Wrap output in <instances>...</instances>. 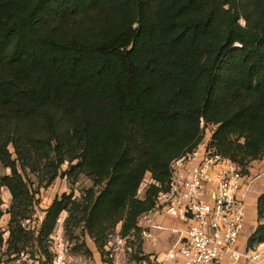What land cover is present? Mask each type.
Here are the masks:
<instances>
[{
	"label": "trees",
	"instance_id": "16d2710c",
	"mask_svg": "<svg viewBox=\"0 0 264 264\" xmlns=\"http://www.w3.org/2000/svg\"><path fill=\"white\" fill-rule=\"evenodd\" d=\"M202 122L245 175L264 159V0H0L10 255L46 249L66 212V225L83 223L97 244L118 228L135 236L138 257V219L167 189L171 162L200 141ZM28 172L45 187L84 174L100 190L55 199L37 236L25 225L35 206ZM256 213L249 250L264 244V191ZM4 236L0 228V264Z\"/></svg>",
	"mask_w": 264,
	"mask_h": 264
},
{
	"label": "built area",
	"instance_id": "2783aa9c",
	"mask_svg": "<svg viewBox=\"0 0 264 264\" xmlns=\"http://www.w3.org/2000/svg\"><path fill=\"white\" fill-rule=\"evenodd\" d=\"M215 129L202 122L200 141L171 162L167 189L159 193L154 207L138 219L140 239L156 248L163 234L178 233L160 223V218L178 219L187 225V230L168 251L170 260L180 259V264H264V250L256 249L260 245L249 250L242 243L253 180L239 164L212 147ZM118 240L123 245L128 241ZM129 240L134 242L135 236ZM139 257V262L147 264L143 251ZM56 264H65L64 259L60 257Z\"/></svg>",
	"mask_w": 264,
	"mask_h": 264
},
{
	"label": "rangeland",
	"instance_id": "374dc122",
	"mask_svg": "<svg viewBox=\"0 0 264 264\" xmlns=\"http://www.w3.org/2000/svg\"><path fill=\"white\" fill-rule=\"evenodd\" d=\"M206 133H203L205 136ZM250 167L254 168V163ZM67 170V165L63 166V171ZM10 170L0 166V177L10 175ZM24 179L27 181L29 187L35 194V206L31 219L25 222V225L34 230L38 236L43 223L46 218L47 209L53 204L55 199L61 198L64 194L73 195L74 198L80 201L84 198L87 192L93 189L95 192L100 190V187H94V182L86 175H81L79 181L73 184L67 177L57 178L52 185L45 187L39 185V181L36 175L28 172L23 174ZM150 177H146L139 197L144 198L148 185L150 184ZM264 181L260 183L258 187V193L263 192ZM3 197V211L7 212L11 205V195L6 188L2 189ZM248 216H247V231L253 232L258 222L254 217L253 198L248 195L247 197ZM68 217V213H63L54 233L49 238V241L45 242V248L38 249V246L32 245L21 254L10 255L7 253L8 245L6 244L9 238V215L5 214L0 222V228L5 231V245L2 253V264H40L39 259H42L46 263L51 257L52 260L49 264H56L59 258L64 259L65 264H114V262L121 264H129L132 262H139L140 257H136L135 251L137 250L136 242L130 241L129 237H122L120 234V228L114 233H111L103 244H97L91 239L84 229V224L73 225L70 223L68 226L65 220ZM264 222V221H263ZM118 238L128 239L126 245L119 244ZM132 248V252L129 251ZM93 250V251H92ZM170 261H164L165 264H169Z\"/></svg>",
	"mask_w": 264,
	"mask_h": 264
},
{
	"label": "crops",
	"instance_id": "0c3cea01",
	"mask_svg": "<svg viewBox=\"0 0 264 264\" xmlns=\"http://www.w3.org/2000/svg\"><path fill=\"white\" fill-rule=\"evenodd\" d=\"M249 177L253 180L252 186L250 188L249 195L253 198V207H254V217L256 218V205L259 196L263 193H258V187H260V183L264 181V159L262 161L254 162V168H249ZM263 191H264V184H263ZM247 214H248V206H247ZM160 223L166 226L169 230H176L178 233H171L166 232L161 237V240L156 248H152L149 243H143L142 251L144 256L147 258V264H165L164 261H170L169 264H180L181 261L179 260H170L167 256L168 251L173 248L176 243L180 240L181 234H184L187 230V225L178 220L173 218L161 217ZM249 231L244 232L242 243L244 247L247 248V243L250 235L253 233H248ZM256 249L264 250V244L260 245ZM93 251V250H92ZM157 261L155 262V260ZM114 264H121L114 262ZM129 264H144L143 262H132Z\"/></svg>",
	"mask_w": 264,
	"mask_h": 264
}]
</instances>
